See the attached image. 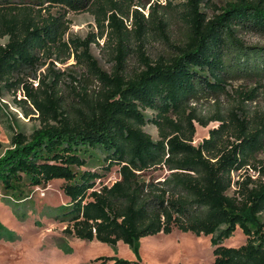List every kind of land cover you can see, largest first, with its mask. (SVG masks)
Listing matches in <instances>:
<instances>
[{
	"label": "trees",
	"instance_id": "16d2710c",
	"mask_svg": "<svg viewBox=\"0 0 264 264\" xmlns=\"http://www.w3.org/2000/svg\"><path fill=\"white\" fill-rule=\"evenodd\" d=\"M165 1L146 18L134 10L128 30V11L113 0H0V39L6 38L0 43V94L22 88L40 123L29 135L9 127L10 145L0 156L3 202L19 204L33 188L61 180L68 203L49 215L65 225V236L112 247L122 242L136 253L141 239L177 230L211 236V264H264V164L249 161L263 149L264 117L252 124L237 112L215 115L219 129L193 146L196 117L186 114L192 100L217 97L229 80L264 78V48L246 47L238 37L242 30L264 34V0H233L211 18L201 11L211 0H186L174 15L185 28L179 45L171 43L167 20L157 13L175 0ZM46 2L94 14L99 37L106 33L113 47L110 73L90 53L97 38L89 33L65 41L63 17H44L37 8ZM152 29L160 31L173 54L152 60L140 44V70L127 73L130 38L144 41ZM52 50L73 56L85 69L84 82L94 80L98 91L89 94L86 84L73 88L75 103H66L57 89L58 74L49 83L39 80L35 89L27 84L20 77L23 70L35 69L40 55ZM148 123L157 128V141L143 131ZM250 166L255 179L245 175L233 180L232 173ZM112 167L118 168V179L96 188ZM151 168L168 174L162 181L146 179ZM236 229L244 244L223 245ZM0 238L14 240L15 234L0 224ZM66 245L57 242L70 253ZM94 262L140 264L114 257Z\"/></svg>",
	"mask_w": 264,
	"mask_h": 264
},
{
	"label": "rangeland",
	"instance_id": "374dc122",
	"mask_svg": "<svg viewBox=\"0 0 264 264\" xmlns=\"http://www.w3.org/2000/svg\"><path fill=\"white\" fill-rule=\"evenodd\" d=\"M120 4L121 8L128 11V18L124 20L128 30H131V14L137 10L145 18L150 9L160 5H166L165 0H113ZM233 0H211L209 4L204 2L202 12L207 18L219 13V8ZM186 0H175L172 6L167 9H158V16L167 20L166 33L173 45H179L184 40L185 28L176 13L182 11V3ZM40 8L41 15L63 17L67 22L68 31L64 37L84 39L89 33L96 38V42L91 45L90 53L96 59L98 65L107 73H110L114 65L112 60L113 47L107 42L106 33L99 37L94 14L92 12H72L63 9L60 5L44 3ZM104 25H107L105 22ZM238 37L246 47L264 48V34L245 31L239 32ZM0 43H6V38L0 39ZM143 44V50L147 57L152 60L158 58L167 59L173 54V50L163 41L160 31L152 29L148 33L146 40H136L134 36L130 38L128 45L129 53L126 56L125 69L127 73L140 70L139 58L136 48ZM54 74L59 75L57 89L66 103H75L73 88L80 89L86 82V72L82 65L76 63L73 56L67 57L58 50H52L51 54L40 55L39 63L35 69H24L20 77L32 86L38 88L39 80L49 83ZM87 91L93 94L98 91L99 85L94 80L87 81ZM19 88L16 92L4 90L0 94V156L10 145V137L14 131L29 135L40 127L37 114L33 107L26 101L24 94ZM24 101L25 103H22ZM229 112L241 113V116L255 124L259 123V118L264 117V78L248 77L229 80L226 84L225 92L217 97H204L192 100L186 108V114L195 115L192 120L195 133L192 145L198 146L203 140L209 138L211 130H217L221 126L219 121L212 120L215 115H227ZM145 114L150 118L153 112L146 110ZM199 119V120H198ZM258 120V121H257ZM199 121H206L207 125L202 126ZM143 131L151 136L154 141L159 139L157 128L151 123L146 124ZM231 125L228 131H231ZM223 138L234 142V138L223 133ZM250 164L259 167L264 164V146L261 151L253 154ZM117 167H112L105 172L104 177L96 182L110 186L118 179ZM98 171V170H97ZM168 174L164 169L151 168L145 172L146 179L154 178L162 181ZM245 175L252 179L257 177V173L252 166L232 173L234 181L242 179ZM61 180H53L46 186L33 188L28 197L20 201L19 204L4 203L5 196L0 192V224L7 230L15 234L14 240L0 238V264H100L94 262L100 257H114L129 262H139L140 264H211L212 246L211 236H195L191 233H182L177 230L170 234H158L143 238L139 241L137 252L135 253L128 245L118 242L112 247L97 241L86 242L74 239L63 234L65 225L58 223L49 215L51 209L68 203V198L60 190ZM17 212V214H15ZM264 220V215L262 216ZM64 241L70 253H65L57 246V242ZM245 237L240 229H236L233 235L223 242L227 247H239L244 244ZM107 264H113L108 262Z\"/></svg>",
	"mask_w": 264,
	"mask_h": 264
}]
</instances>
